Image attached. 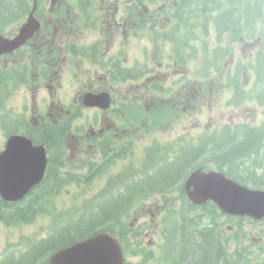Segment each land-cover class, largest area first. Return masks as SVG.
<instances>
[{"label": "trees", "instance_id": "1", "mask_svg": "<svg viewBox=\"0 0 264 264\" xmlns=\"http://www.w3.org/2000/svg\"><path fill=\"white\" fill-rule=\"evenodd\" d=\"M19 1L21 0H13L14 5L16 6ZM9 8L12 9V7ZM262 20H264V14L262 16ZM261 84L264 87V78L262 79ZM258 146L259 143L256 144L254 139L247 138L240 146L233 147V152L227 154L225 158H223V160L224 162L227 163L228 162L227 158L230 156H234L240 160L244 159L245 162L242 166V171L248 172L250 169L258 166L255 165L250 168L246 166V163H249L251 160L258 161L257 158V155L259 156ZM262 153L260 154V157ZM193 157L194 156H190L182 160L177 167L178 169L172 171V173L169 176H167L165 180L171 182H176L177 180H180L183 176L184 170L192 169L194 167L193 164L197 163L202 156H198L194 162L192 161ZM98 226H100L99 228H104L102 224H99ZM205 232L206 231L203 232L198 230L196 231V229L189 224L185 225V228L181 231V236H182L181 242L174 246V249H178V248L180 249L179 251L180 262H178L177 264H234L224 256V253L222 251V246L217 241L216 237L210 233L204 234ZM195 233H197L198 236H194ZM198 238H200V241ZM238 264H249V263L240 262ZM261 264H264V262H262Z\"/></svg>", "mask_w": 264, "mask_h": 264}, {"label": "rangeland", "instance_id": "2", "mask_svg": "<svg viewBox=\"0 0 264 264\" xmlns=\"http://www.w3.org/2000/svg\"><path fill=\"white\" fill-rule=\"evenodd\" d=\"M186 1L189 3V5H191L194 0H186ZM144 34H146L145 31H139L138 32V36L140 37V39L142 41H145L146 40L145 37H144ZM212 35H213L212 32H210L209 33V44H210L209 46H212V39H211L212 38ZM129 45L131 47L134 46V50H135V45H133L131 43H129ZM143 45H146V43L143 42ZM136 47L140 48V46H136ZM134 50L130 48L131 53H133ZM238 54L242 57L243 61H245L246 58L248 57V51L247 50L240 51ZM219 93L220 92H218V94ZM227 99H228V96L227 95L226 96H223V94L217 95L215 97V99H214L215 102L212 105V107H213L212 112L209 110V106L206 109H205V107H203V112H202L201 116H199V114L196 113L194 116L191 117V121L194 122L196 120V121H202V122H204L205 121V118L207 117L206 116V112L208 114H211V115H219V114L222 113L226 117V114H228L232 110L240 113L241 116H245V117L250 116V115L251 116L253 115V119L255 121L259 120L258 115H254L253 114V109H254V104L253 103H251V102L247 103L246 104L247 109H245V110H243L241 108L233 109V108L225 105ZM224 100H225V103H224ZM258 147L261 149V151H263L260 146H258ZM195 156H200V154L195 155ZM234 158H236V157L230 156V157L227 158V161L230 162ZM259 158H261V157H259ZM257 162H258V164H257ZM259 162H260V160H258V161H255V160L252 161L251 160L249 163H246V166L248 168H250L253 165H259ZM65 194L63 196L61 194H56V196L54 197V200L58 202L57 205H58L59 208L62 209L67 204H70L72 206H79L82 203L81 197H79L77 199H73V201H71V200H69V198H65ZM93 194H94L93 192H88L85 195L86 196H88V195H91L92 196ZM77 208L78 207H74L73 208V212H75ZM48 224H49V217H45L43 220H38L36 218V222H34L32 225L23 226L24 225L23 224L22 226L18 225V227L11 228L10 231H9V234L11 236H48V229H49V225ZM1 232H2V228H0V233ZM49 248L50 247H48L47 244H45V245H42V246L36 248L35 250H33L32 253L34 251H37L38 254H40V255H37L36 256V258H38V257L42 256L43 254H45L49 250ZM32 253H31V255H32Z\"/></svg>", "mask_w": 264, "mask_h": 264}, {"label": "flooded vegetation", "instance_id": "3", "mask_svg": "<svg viewBox=\"0 0 264 264\" xmlns=\"http://www.w3.org/2000/svg\"><path fill=\"white\" fill-rule=\"evenodd\" d=\"M13 8V7H12ZM57 52H59L60 54H57L56 55V59H59V57H65V56H68V52L70 53H73L75 50L78 49L77 46H75L74 43L72 44H68L66 42H61V43H58L56 46H55ZM14 56H15V52H13L12 54H10L9 56H7V60L11 61L12 59H14ZM71 58V57H70ZM48 92H52V89H46ZM10 121L6 122V123H2L1 124V129H6L7 127L5 125L9 124Z\"/></svg>", "mask_w": 264, "mask_h": 264}, {"label": "water", "instance_id": "4", "mask_svg": "<svg viewBox=\"0 0 264 264\" xmlns=\"http://www.w3.org/2000/svg\"><path fill=\"white\" fill-rule=\"evenodd\" d=\"M80 248H76V250H79ZM90 250V249H88ZM84 254L86 253V261L89 262L90 264H101L100 260L95 257L94 255L90 254L86 248L83 249L82 251Z\"/></svg>", "mask_w": 264, "mask_h": 264}, {"label": "bare ground", "instance_id": "5", "mask_svg": "<svg viewBox=\"0 0 264 264\" xmlns=\"http://www.w3.org/2000/svg\"><path fill=\"white\" fill-rule=\"evenodd\" d=\"M10 7H14V3H12V4L10 5ZM258 149H259V156L257 155V158H258V160H260L259 157H260V154H261L262 151H261L260 148H258ZM200 156H202V155H200ZM196 157H198V156H194V157L192 158V161H193V162L195 161ZM198 162H199V161H198ZM198 162H197V163H198ZM197 163H194L193 165L196 166ZM253 166H255V165H253ZM190 170H191V169H190ZM188 171H189V170H188ZM174 175H175V173H174ZM192 232H193V231H192ZM194 236H198L197 233H195ZM208 238H209V237H208ZM186 241H187V240H186ZM188 242H189V241H188ZM188 244H189V243H188ZM47 246H48V247H51V244H48ZM185 253H186V252H185ZM37 255H40V254H38L37 251H34V252L32 253V255H31V257L35 259ZM188 255H189V254H188ZM186 256H187V255H186ZM220 256H221V255H220ZM249 264H251V263H249Z\"/></svg>", "mask_w": 264, "mask_h": 264}]
</instances>
